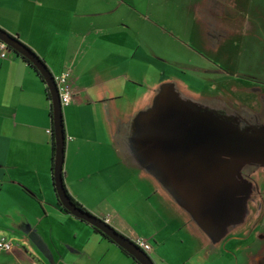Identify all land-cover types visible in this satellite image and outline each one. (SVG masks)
<instances>
[{
    "label": "crops",
    "instance_id": "1",
    "mask_svg": "<svg viewBox=\"0 0 264 264\" xmlns=\"http://www.w3.org/2000/svg\"><path fill=\"white\" fill-rule=\"evenodd\" d=\"M231 5L239 0H0V27L53 75L69 72L67 191L146 241L155 264L264 257V162L245 156L232 128L223 132L190 103L204 95L203 73L178 68L172 35L149 19L165 27L167 16L204 9L226 19ZM45 88L19 55L0 56V234L12 241L0 264H135L57 206ZM218 144L238 153L211 152ZM242 165L250 167L243 180Z\"/></svg>",
    "mask_w": 264,
    "mask_h": 264
},
{
    "label": "rangeland",
    "instance_id": "2",
    "mask_svg": "<svg viewBox=\"0 0 264 264\" xmlns=\"http://www.w3.org/2000/svg\"><path fill=\"white\" fill-rule=\"evenodd\" d=\"M239 7L231 5V11L226 9V19L211 14L207 17L205 9L196 10L195 15L179 12L167 16L165 27L161 19H149L158 24L153 29L161 26L164 34L172 35L175 56L182 62L178 68L195 73L200 68L203 73L204 95L195 96L194 101L186 99L197 104L198 110H208V117L224 127L223 132L226 129L229 133L232 128L230 140H240L245 156L264 162V0H239ZM233 15V22H225ZM146 27L141 29L147 30ZM177 88L173 85V89ZM209 146L211 152L220 155L238 153L233 145ZM249 168L242 165L238 170L242 180ZM121 227L132 235L137 232L132 223L123 222Z\"/></svg>",
    "mask_w": 264,
    "mask_h": 264
},
{
    "label": "water",
    "instance_id": "3",
    "mask_svg": "<svg viewBox=\"0 0 264 264\" xmlns=\"http://www.w3.org/2000/svg\"><path fill=\"white\" fill-rule=\"evenodd\" d=\"M0 41L4 42L8 50L23 56L27 61L38 71L43 78L47 86V90L51 99L52 109V128L55 141V157H54V188L57 195V199L67 211L75 218L82 220L93 227L97 228L103 235L107 236L112 243L118 245L124 249L129 255H131L140 264H155L151 257L144 250L140 249L134 241L125 237L114 227L110 226L101 218L94 214L86 213L79 210L69 199L65 188L63 186V160L64 150L66 143V136L63 123L62 106L59 100V94L54 82L53 74L48 69L47 65L41 60V58L28 46L22 43L16 35H11L7 31L0 27ZM264 153V150H262ZM264 257H261L259 264H264L262 261Z\"/></svg>",
    "mask_w": 264,
    "mask_h": 264
},
{
    "label": "built area",
    "instance_id": "4",
    "mask_svg": "<svg viewBox=\"0 0 264 264\" xmlns=\"http://www.w3.org/2000/svg\"><path fill=\"white\" fill-rule=\"evenodd\" d=\"M8 51L7 45L0 41V56L4 57ZM54 82L59 94V100L61 106H68L72 102V91L69 84V72L64 71L57 75H53ZM49 132V131H48ZM108 223V219L104 220ZM134 243L146 253L150 250V245L141 239H137ZM12 248V241L6 235L0 234V253L10 251Z\"/></svg>",
    "mask_w": 264,
    "mask_h": 264
},
{
    "label": "trees",
    "instance_id": "5",
    "mask_svg": "<svg viewBox=\"0 0 264 264\" xmlns=\"http://www.w3.org/2000/svg\"><path fill=\"white\" fill-rule=\"evenodd\" d=\"M18 55V54H17ZM23 60H25L29 66L35 71V73L39 76V78L41 79V81L44 83L43 81V78L40 76V74L38 73V71L27 61L26 58H24L23 56L19 55ZM46 90V96L47 98L51 101L50 99V95H49V92L47 90V88H45ZM52 114V109H51V113ZM51 116V115H50ZM51 122H52V117H51ZM49 134L51 136V142H50V145H51V157H50V170H51V179H52V183H53V188H54V179H53V170H54V157H55V141H54V135H53V128H51L49 130ZM63 186L65 188V191L69 197V199L71 200V202L81 211L83 212H86V213H90L91 212L83 205L81 204L79 201H77L75 198H73L69 192L67 191L66 187H65V184H64V177H63ZM55 190V188H54ZM57 206L59 208H61L63 211H65V209L63 208V206L61 205V203L59 202V200L57 199ZM67 212V211H65ZM82 221V220H81ZM84 222V221H83ZM86 223V222H85ZM88 224V223H87ZM90 225V224H88ZM91 228L98 234H100L103 238L109 240L110 242H112L109 238H107V236L103 235L97 228L93 227L92 225H90ZM116 245V244H115ZM120 251L125 254L126 256L130 257L132 259V261L135 263V264H140L139 262H137L131 255H129L124 249H122L121 247H119L118 245H116Z\"/></svg>",
    "mask_w": 264,
    "mask_h": 264
}]
</instances>
